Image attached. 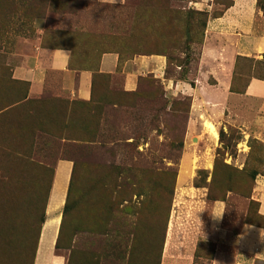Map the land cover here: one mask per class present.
<instances>
[{"label":"rangeland","instance_id":"obj_1","mask_svg":"<svg viewBox=\"0 0 264 264\" xmlns=\"http://www.w3.org/2000/svg\"><path fill=\"white\" fill-rule=\"evenodd\" d=\"M230 4L0 0V264L32 263L61 161L71 169L56 251L67 264H163L169 243L175 242L171 254L184 253L178 242L195 237L201 209L207 228L214 204L230 233L263 225L255 199L264 192L259 106L243 111L229 102L216 129L209 122L203 129V104L194 101L217 86L207 79L203 89L197 80L205 23ZM255 5L260 20L264 0ZM37 49L70 52L69 67L77 70L95 71L106 53L121 67L161 55L167 69L161 78L143 74L133 92L123 90L120 73L97 75L89 103L60 91L59 73L52 72L34 97L17 71ZM251 78L264 81L262 55L237 59L230 92L242 93ZM163 80L188 85L171 92ZM202 231L194 264H212L214 245Z\"/></svg>","mask_w":264,"mask_h":264},{"label":"crops","instance_id":"obj_2","mask_svg":"<svg viewBox=\"0 0 264 264\" xmlns=\"http://www.w3.org/2000/svg\"><path fill=\"white\" fill-rule=\"evenodd\" d=\"M83 1L116 7L124 6L126 3V0ZM192 5L200 10H204V6L209 10L213 8V5H204L202 2H194ZM261 18L259 20L255 0H231V5L224 9L220 16L208 17L197 63L199 72L197 80L203 89L207 79L216 80L217 86L208 87L210 94L197 95L194 99L203 104L201 110L203 116L207 118L202 120L203 129H205L204 122H209L215 128L221 112L227 111L226 106L229 102H234L238 106L237 110L243 111L252 110V107H249L250 104H257L260 108L259 113L264 116V81L251 78L244 86L242 93H231L229 90L237 59L257 54L264 58V33L258 34L256 29V27L264 28V17ZM33 56L34 58L29 59L28 64L17 71L18 77L29 83L32 96L38 97L42 94L49 84L48 74L54 72L59 73L60 91L83 103L91 101L93 81L97 75L113 76L120 73L123 75V90L133 92L138 85L139 77L143 74L161 78L167 69V60L161 55L138 56L129 61V67H127L128 63L121 67L117 55L106 53L100 57L95 71L70 68L71 54L66 50L37 49ZM188 78L190 80L192 76ZM163 81L170 83L171 92H178L188 85L187 82ZM70 169V163L63 161L56 167L46 205V220L37 239L32 264H67L65 258L57 253L56 243L59 234L60 209L65 203ZM255 199L259 203V215L264 218V192L262 191L261 196ZM203 213L201 209L195 216V220L200 221V229L194 232L195 237L184 238L183 243L178 242L185 246L184 253L171 254L170 248L175 246V242L169 243L163 264H194L192 247L194 241L201 237L202 230L210 235L214 245L212 264H254L255 261L264 263V223L262 226L242 225L234 234L223 228L224 213L220 205L211 206L208 215L209 225L206 229L201 223L205 217Z\"/></svg>","mask_w":264,"mask_h":264},{"label":"trees","instance_id":"obj_3","mask_svg":"<svg viewBox=\"0 0 264 264\" xmlns=\"http://www.w3.org/2000/svg\"><path fill=\"white\" fill-rule=\"evenodd\" d=\"M231 5V4H230ZM229 5V6H230ZM229 6H227L226 8H228ZM225 8V9H226ZM206 24V23H205ZM93 86H94V82H93ZM92 93H93V89H92ZM88 139H90L88 142H94V139H95V137L93 136V137H91V138H88ZM32 264V263H31Z\"/></svg>","mask_w":264,"mask_h":264},{"label":"bare ground","instance_id":"obj_4","mask_svg":"<svg viewBox=\"0 0 264 264\" xmlns=\"http://www.w3.org/2000/svg\"><path fill=\"white\" fill-rule=\"evenodd\" d=\"M210 128V127H209ZM211 129V128H210ZM213 134V133H212ZM215 136V134H213V136L212 137H214Z\"/></svg>","mask_w":264,"mask_h":264}]
</instances>
